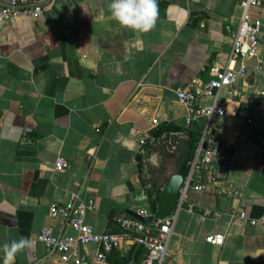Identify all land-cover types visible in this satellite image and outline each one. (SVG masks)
<instances>
[{
    "label": "crops",
    "instance_id": "1",
    "mask_svg": "<svg viewBox=\"0 0 264 264\" xmlns=\"http://www.w3.org/2000/svg\"><path fill=\"white\" fill-rule=\"evenodd\" d=\"M239 1L157 0L158 19L148 33L121 28L111 18L110 0H51L40 14L0 25V248L22 236L32 241L14 264H63L58 255L48 257L37 238L44 227L75 234L50 215L52 204L67 203L72 192L95 201L86 222L98 233L115 230V220L130 210L158 206L166 184L151 187L142 155L170 136L189 149L205 134L228 143L230 172L220 187L242 188L247 214L264 215V116L248 104L264 93V67L247 60L246 79L199 101L223 106L224 116L188 123L175 92L195 79L209 82L215 62L240 67L229 62ZM251 15L264 26V0ZM166 125L180 130L155 137ZM59 158L67 169L56 170ZM195 175V183L211 188L206 172ZM187 199L199 207L184 203L175 211L168 243L174 264H264V224L231 219L236 201L214 190L191 189ZM206 208L222 214L204 217ZM208 235H222L224 243H208ZM97 252L95 244L81 249L82 264H102ZM144 256L135 247L116 251L104 264H136Z\"/></svg>",
    "mask_w": 264,
    "mask_h": 264
},
{
    "label": "built area",
    "instance_id": "2",
    "mask_svg": "<svg viewBox=\"0 0 264 264\" xmlns=\"http://www.w3.org/2000/svg\"><path fill=\"white\" fill-rule=\"evenodd\" d=\"M11 7L0 4V25L3 23L15 24L22 15H37L43 12L42 6L33 8H16L31 4L32 0H7ZM263 0H240L239 6L242 15L237 27L232 30L233 46L229 55L230 63H239L240 67L228 65L222 67L218 63L211 65L210 71L213 78L203 84L195 79L185 86L175 89L179 103L188 109L187 122L194 123L201 118H212L214 116H224L226 109L214 103L211 106L203 107L199 101L203 97L218 96L219 91L224 87H233L240 80L247 78L248 69L245 64L247 60L253 59L260 67H264V26L261 21H254L251 12L261 5ZM252 95L248 99V104L256 106L264 116V102L261 96ZM250 122V121H249ZM157 123V122H156ZM146 143V141H143ZM231 147L220 138L205 134L197 144L193 158L189 162V172L185 176L184 185L176 208L170 215L160 218L157 212H153L151 204L135 209V212L143 218V221L125 215L117 218L116 229L109 232L98 233L86 222L89 211L96 208L95 201L85 200L81 191L72 192L70 200L65 204L54 203L50 208L52 218H60L64 224L72 228L74 235H56L52 227H44L37 240L41 242L47 251V256L58 255L63 264H82L85 257L81 249L90 244L98 246L96 261L107 263L111 254L116 251L130 250L140 247L145 251V256L136 264H174L173 255L169 251L168 243L176 222V209L187 203L190 210L199 207L196 203H191L187 199V194L191 189L199 192L214 190L215 192L232 197L236 204L229 211V216L233 220H240L245 225L257 226L264 224V215L260 218L250 217L244 208V190L242 188L228 189L220 187L225 183L230 172V163L225 156ZM69 167V163L64 158H59L55 164L58 171H63ZM206 172L209 175V184L195 183L196 173ZM214 188V189H213ZM220 211L204 209L203 216L219 217ZM208 243L222 245L224 236L208 235Z\"/></svg>",
    "mask_w": 264,
    "mask_h": 264
},
{
    "label": "clouds",
    "instance_id": "3",
    "mask_svg": "<svg viewBox=\"0 0 264 264\" xmlns=\"http://www.w3.org/2000/svg\"><path fill=\"white\" fill-rule=\"evenodd\" d=\"M108 9L111 18L121 27L133 32L148 33L156 26L158 19L157 0H110ZM28 237H20L3 244V264H14L15 256L30 247Z\"/></svg>",
    "mask_w": 264,
    "mask_h": 264
},
{
    "label": "rangeland",
    "instance_id": "4",
    "mask_svg": "<svg viewBox=\"0 0 264 264\" xmlns=\"http://www.w3.org/2000/svg\"><path fill=\"white\" fill-rule=\"evenodd\" d=\"M146 151L147 153L142 155V173L154 189L160 188L173 174L178 173L190 154L187 142L176 140V136L160 140L150 145Z\"/></svg>",
    "mask_w": 264,
    "mask_h": 264
},
{
    "label": "water",
    "instance_id": "5",
    "mask_svg": "<svg viewBox=\"0 0 264 264\" xmlns=\"http://www.w3.org/2000/svg\"><path fill=\"white\" fill-rule=\"evenodd\" d=\"M50 2H51V0H46L43 3H32L29 5L20 6V7H16V8H33V7H37V6L47 5ZM0 4L7 6V7H11V5L7 1H1L0 0ZM184 181H185V176L183 174H180V173L173 174L169 178V180L167 181V183H166V185L162 191V194H161L158 206H157V214L160 218L167 217L176 208L180 194H181V188L184 185ZM128 215L135 217V218H138V219L143 221V218L140 217L133 210L128 211Z\"/></svg>",
    "mask_w": 264,
    "mask_h": 264
},
{
    "label": "trees",
    "instance_id": "6",
    "mask_svg": "<svg viewBox=\"0 0 264 264\" xmlns=\"http://www.w3.org/2000/svg\"><path fill=\"white\" fill-rule=\"evenodd\" d=\"M180 130L179 127H176V126H173V125H166V126H163L161 127L160 129H158L156 132H155V137L157 138H160L161 136H163L164 134H169L171 132H176ZM194 141H195V146L194 144H192L190 146V154H189V159L187 160V162L185 163V165H183L182 169L179 171L180 174H183L184 176H186L189 172V165H188V161H191V159L193 158V155H194V152H195V149H196V144L198 142V138H195L194 137ZM151 208H152V211L153 212H157V205H155L154 203H151Z\"/></svg>",
    "mask_w": 264,
    "mask_h": 264
}]
</instances>
